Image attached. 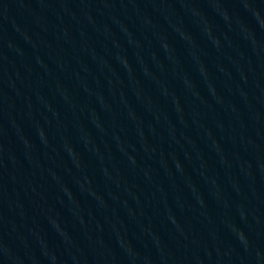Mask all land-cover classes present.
<instances>
[{
	"label": "water",
	"instance_id": "95a60500",
	"mask_svg": "<svg viewBox=\"0 0 264 264\" xmlns=\"http://www.w3.org/2000/svg\"><path fill=\"white\" fill-rule=\"evenodd\" d=\"M0 264H264V0H0Z\"/></svg>",
	"mask_w": 264,
	"mask_h": 264
}]
</instances>
